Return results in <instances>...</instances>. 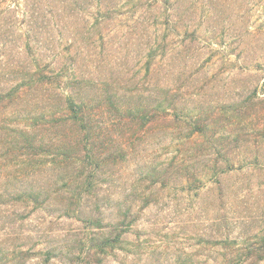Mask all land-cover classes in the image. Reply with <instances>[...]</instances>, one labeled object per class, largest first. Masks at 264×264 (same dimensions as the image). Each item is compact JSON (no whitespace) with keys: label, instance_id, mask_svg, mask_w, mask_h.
Instances as JSON below:
<instances>
[{"label":"rangeland","instance_id":"1","mask_svg":"<svg viewBox=\"0 0 264 264\" xmlns=\"http://www.w3.org/2000/svg\"><path fill=\"white\" fill-rule=\"evenodd\" d=\"M106 2L0 0V101L21 73L51 75L75 58L78 78L126 98L134 112L149 107L157 115L162 101L175 98L177 110L167 111V121L159 113L151 127L121 128L103 114L115 139L127 141L130 150L128 161L112 170L122 183L117 191L152 196L126 235L128 252H117L105 264H183L185 259L187 264H219L225 254L220 242L229 228L240 243L257 245L264 236V0ZM30 16L36 36L28 38ZM97 19L104 21L99 28L94 27ZM27 39L34 54L27 53ZM152 48L158 54L148 73ZM60 92L57 84L35 88L0 109V196L10 195L0 206V249H31L36 254L27 264L95 261L86 258L88 240L98 233L91 223L65 217L59 199L33 213L32 206L24 209L14 197L20 182L9 129L29 123L27 116L47 106L61 111ZM98 104L92 102L99 110ZM186 115L204 127L207 139L196 135L190 141V129L176 122ZM52 135L55 141L76 137L70 129ZM203 140L211 150L197 161V144ZM182 160L202 182L178 178L175 165ZM165 168L171 170L166 185L147 178ZM59 178L46 179L50 190ZM189 183L193 187L186 190ZM63 184L61 177L59 187ZM20 213L30 218L15 223ZM48 253L56 258L46 262Z\"/></svg>","mask_w":264,"mask_h":264},{"label":"trees","instance_id":"2","mask_svg":"<svg viewBox=\"0 0 264 264\" xmlns=\"http://www.w3.org/2000/svg\"><path fill=\"white\" fill-rule=\"evenodd\" d=\"M98 1L102 5L108 4L106 0ZM78 6L80 11L85 10L80 4L77 8ZM10 11L12 12L11 9ZM103 22L97 19L94 27L99 28ZM27 26L29 27L27 37L31 38L30 34L35 33L32 17ZM14 34L17 33H13L12 36ZM34 35L36 36V33ZM27 40V53L34 54V48L30 40ZM6 41L7 39L3 40L5 42L3 46L6 45ZM157 54V49L153 48L147 54L148 73L152 71ZM76 64V58L74 61L68 59L59 69L53 68L51 75L34 72L32 75L24 76L21 73L16 84L4 89L6 93L0 101V109L3 108V104H13L16 100L34 91L35 88L54 84L61 88L58 94L59 99L63 101L61 111H52V106H47L41 113L27 116L29 123L24 125L20 123L12 130L9 129V132L13 134L10 147L15 152L17 151L15 178L20 182L18 194L13 195L20 207L26 209L32 206L33 213L39 209L44 210L43 206L51 207L54 205V199H59V205L62 207L60 210H65V217L76 220L84 219L87 223H91L92 228L98 232L88 240L90 244L86 258H93L95 261L87 264H105L107 259L116 256L117 252H128V246L131 243L126 239V235L139 222L140 212L150 206L152 196L147 193L133 192L130 194L127 190L117 191L122 183L113 176L112 170L122 167L128 161L130 150L127 141L115 139L106 125L103 114L107 113L108 116H112L110 123H118L121 128L136 123L144 128L151 127L157 121L159 113L165 114L164 120L167 121L169 118V115H166L167 111L176 109L175 98L162 101L155 109L156 113L158 112L157 115L153 114L149 107L138 108L134 112L131 105L126 103V98L124 101V98L120 99L116 93L102 88L98 90V85H95L94 81L78 78ZM66 89L69 92L65 93ZM104 93L106 95L103 97ZM96 101L99 102L96 105L99 110L92 105V102ZM178 118L183 120L180 121ZM178 118L176 122H182L190 129L188 137L190 141L196 135L207 139L204 127H201L196 119L189 115ZM58 129L74 131L76 134L74 141L71 138L55 141L52 137H58V135L53 136L52 132ZM205 140L197 144V153L194 155L197 161L201 155L209 152V148L211 150V147L207 145L208 140ZM218 153L221 154V151L219 150ZM175 166L178 178H185L187 182H202L196 171H192L187 166L186 160L178 162ZM170 171L169 168H165L156 174L155 169L147 178H151L152 182H158L161 179L166 185ZM51 174L60 177L54 185L56 188L54 191L50 190L52 186L46 183ZM61 177L64 188L59 187ZM192 187L189 183L185 189L191 190ZM7 196L6 194L0 196V206L6 204ZM138 204L140 207L136 209ZM29 216L30 213H20L15 223H25L30 218ZM231 231L229 228L220 242L225 254L219 264H261L264 262L262 255L264 236L259 239L257 245L246 244L240 243L238 238H232ZM91 252L92 254L89 255ZM31 254L36 253H33L31 249L26 250L17 246L0 249V264H12L13 262L17 264L19 259H22V264H27L35 256ZM54 254L48 253L46 262L56 258ZM185 260L183 264H187L188 261ZM68 264H72V261Z\"/></svg>","mask_w":264,"mask_h":264}]
</instances>
